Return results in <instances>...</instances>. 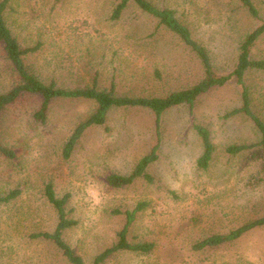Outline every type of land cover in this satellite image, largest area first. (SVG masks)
Wrapping results in <instances>:
<instances>
[{
	"label": "rangeland",
	"instance_id": "rangeland-1",
	"mask_svg": "<svg viewBox=\"0 0 264 264\" xmlns=\"http://www.w3.org/2000/svg\"><path fill=\"white\" fill-rule=\"evenodd\" d=\"M172 9L193 37L207 49L218 75L229 73L238 43L259 21L238 0H148ZM120 0H10L4 19L22 48L26 68L45 84L100 90L113 86L118 95L166 96L203 77L197 56L158 20L128 2L119 18L111 14ZM264 18V0H253ZM0 43V92L19 82ZM264 59V34L251 48ZM158 73L159 77H157ZM244 84L252 112L264 122V71L249 69ZM41 97L27 93L0 113V264H69L50 240L30 235L51 232L57 214L44 195L68 194L65 205L76 224L64 240L85 263L117 241L124 224L119 212L138 211L129 226V242H149L145 253L117 251L101 264H264V225L225 243L193 248L212 234H224L264 216V148L236 154L230 145L254 144L260 132L244 113L225 117L241 106V86L230 79L161 116L158 158L142 177L112 187L109 174L128 175L152 146L154 116L148 108H111L103 125L81 134L70 156L65 143L78 124L95 110L91 99L56 98L44 122L34 119ZM204 127L213 152L206 169L197 166L203 145L194 125Z\"/></svg>",
	"mask_w": 264,
	"mask_h": 264
},
{
	"label": "trees",
	"instance_id": "trees-1",
	"mask_svg": "<svg viewBox=\"0 0 264 264\" xmlns=\"http://www.w3.org/2000/svg\"><path fill=\"white\" fill-rule=\"evenodd\" d=\"M130 1H132L141 11L156 18L159 24L175 35L186 48L197 56L203 68V77L200 80L187 88L172 91L166 96L161 97L118 95L115 93L113 86L108 90H100L96 87L95 83L85 88L73 89L56 87L53 83L45 84L42 80L37 78V76L29 72L23 59L25 54L34 51L36 47L22 48L20 46L19 41L12 33L4 19V13L10 0H0L1 49L4 57L9 61L19 79L17 84L12 85L9 89L3 92H0V113L10 103L17 100V98L21 95L27 93L36 94L41 97L39 108L33 114L34 119L40 122H44L46 120L47 112L53 99L72 98L91 99L95 101L96 108L94 112L85 121L76 126L65 143L63 156L67 158L70 156V153L77 140L80 138L82 132L91 125H103L106 121V115L111 108H148L154 116L155 133V139L150 147V150L137 161L133 170L128 175L113 173L106 177L108 185L112 187H121L131 184L135 179L140 177L145 179L147 182H152L153 179L151 175L146 172V169L151 162L158 158L161 116L167 108L180 103H186L191 110L194 100L198 95L214 86H221L230 79H235L236 83L241 86V106L226 113L225 117L241 112L246 114L259 130L260 140L254 144L230 145L226 147V151L228 153L236 154L253 146H261L264 148V122L252 112L249 94L244 84V74L247 70L258 69L264 71V59H253L251 57V48L255 44V41L262 34H264V18L260 17L259 11L253 0H238V2L246 9L251 17L259 21V24L253 30L248 32L238 43L233 68L229 73L223 75L216 74L213 69L210 55L205 46L193 37L189 27L176 17L172 9L157 7L148 0H120V2L113 9L111 17L113 19L119 18L122 10L126 8L127 3ZM156 75L159 77L158 73H156ZM194 129L201 138L203 145L202 153L197 159V166L202 169H206L211 159L213 145L211 143L209 133L204 127L196 124L194 125ZM0 153L7 158L15 157V153L12 149L4 147L1 144ZM18 193L19 190L17 189L12 190L5 196H0V202L9 201L11 198L17 196ZM44 195L57 214L56 225L51 232L41 231L31 234L30 236L33 238L40 237L52 241L69 264H87L63 238L64 230L76 224V220L68 216V211H66L65 207L69 195L63 194L62 196H57L49 183L44 186ZM146 207L147 202H138L132 210H125L123 213L119 212L124 215V224L118 231L117 241L97 254L89 264H101L107 257L117 251L126 250L141 253L150 251L153 248L152 243H132L127 239L129 226L135 219L137 212ZM261 225H264V216L247 222L227 233L206 236L196 242L193 245V248L201 249L225 243L240 237L243 233L256 226Z\"/></svg>",
	"mask_w": 264,
	"mask_h": 264
}]
</instances>
